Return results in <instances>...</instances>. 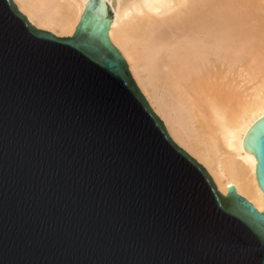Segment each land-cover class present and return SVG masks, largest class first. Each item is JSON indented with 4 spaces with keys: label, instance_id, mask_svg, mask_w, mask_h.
I'll return each mask as SVG.
<instances>
[{
    "label": "water",
    "instance_id": "water-1",
    "mask_svg": "<svg viewBox=\"0 0 264 264\" xmlns=\"http://www.w3.org/2000/svg\"><path fill=\"white\" fill-rule=\"evenodd\" d=\"M110 14L66 36L0 0V264H264V211L173 141ZM245 140L264 193V118Z\"/></svg>",
    "mask_w": 264,
    "mask_h": 264
},
{
    "label": "bare ground",
    "instance_id": "bare-ground-1",
    "mask_svg": "<svg viewBox=\"0 0 264 264\" xmlns=\"http://www.w3.org/2000/svg\"><path fill=\"white\" fill-rule=\"evenodd\" d=\"M16 1L34 26L71 36L91 0ZM102 3L114 11L110 41L173 141L199 159L220 192L233 185L264 211L245 140L264 118V63L253 60L264 56V0Z\"/></svg>",
    "mask_w": 264,
    "mask_h": 264
},
{
    "label": "rangeland",
    "instance_id": "rangeland-1",
    "mask_svg": "<svg viewBox=\"0 0 264 264\" xmlns=\"http://www.w3.org/2000/svg\"><path fill=\"white\" fill-rule=\"evenodd\" d=\"M113 15H114V11H113V8H111V14H110V16L113 17ZM256 53H257V56H255ZM262 53H263V52L260 53V51H259V53H258V52H255V53H254L255 55H254L253 57H255V58H253V60L255 59L254 61L257 60L256 62H258V63H256V64H261V63H262V65H263V63H264V62H263V60H264L263 57H264V56L262 55ZM258 54H259V55H258ZM260 54H261V55H260ZM261 56H263V57H261ZM256 57H258L259 59L256 58ZM260 58L263 59V60H260ZM259 60L262 61V62L260 63ZM240 70H241V69H239V71H240ZM241 71H242V70H241ZM241 71H240V72H241Z\"/></svg>",
    "mask_w": 264,
    "mask_h": 264
}]
</instances>
